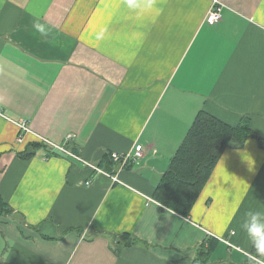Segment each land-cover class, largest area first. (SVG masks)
<instances>
[{
  "label": "crops",
  "instance_id": "crops-1",
  "mask_svg": "<svg viewBox=\"0 0 264 264\" xmlns=\"http://www.w3.org/2000/svg\"><path fill=\"white\" fill-rule=\"evenodd\" d=\"M218 1L210 25L212 0H0V264H191L207 237L212 264L247 257L264 226L254 139L223 151L187 217L152 198L199 110L264 138V0ZM66 134L119 181L39 140Z\"/></svg>",
  "mask_w": 264,
  "mask_h": 264
},
{
  "label": "trees",
  "instance_id": "trees-1",
  "mask_svg": "<svg viewBox=\"0 0 264 264\" xmlns=\"http://www.w3.org/2000/svg\"><path fill=\"white\" fill-rule=\"evenodd\" d=\"M248 139H254L264 149V138L253 130L248 116H242L236 125H231L206 110H199L155 186L152 198L187 217L223 151L226 148H241ZM108 157L111 162L110 155ZM9 211L8 205L0 199V215ZM129 235L124 233L123 237L129 238ZM133 242L131 239L124 245ZM218 243L214 237L204 239L197 245L191 264H212V256ZM250 254L264 262V255L257 253L255 247ZM235 264L262 263L247 255L244 260Z\"/></svg>",
  "mask_w": 264,
  "mask_h": 264
},
{
  "label": "built area",
  "instance_id": "built-area-1",
  "mask_svg": "<svg viewBox=\"0 0 264 264\" xmlns=\"http://www.w3.org/2000/svg\"><path fill=\"white\" fill-rule=\"evenodd\" d=\"M221 11H222V4L218 0H212V7L209 10V12L207 13V15L205 16V22L212 25V24L216 23L217 21H219L221 19ZM21 127H23L25 130H27L26 126L21 125ZM72 137H73L72 134H66L64 137V140L61 143H55V142L49 141V140L41 138V137H39V140L42 141V143L46 146L47 150L51 153L58 152V153L68 154L71 157L77 158L82 164L96 168L95 166H93L90 163H88L87 161H85L83 158L75 155L68 148L67 144ZM20 140H21V138L19 139V141ZM141 147H142V145L137 144L135 146L134 151L131 153H129V152L128 153H116V152L110 153V157L112 159V162L116 163L119 168L124 167L126 164L133 162L142 156ZM96 170L100 173L106 174L113 182L119 181L116 174H114L112 172H106V171H104L102 169H98V168H96ZM247 255L249 257L255 259L256 261L264 264V262H262L261 260H258L256 257L251 255L250 253Z\"/></svg>",
  "mask_w": 264,
  "mask_h": 264
},
{
  "label": "clouds",
  "instance_id": "clouds-1",
  "mask_svg": "<svg viewBox=\"0 0 264 264\" xmlns=\"http://www.w3.org/2000/svg\"><path fill=\"white\" fill-rule=\"evenodd\" d=\"M128 6L130 8H137L140 7V5H138L136 3V0H128ZM151 3H149L148 5H146V7H151ZM35 28H39L40 31H43L42 26L35 24L34 25ZM249 215L255 216L258 215V213H249ZM249 237L251 238L253 235L258 237L259 240L257 243H255L254 247L257 251V253L264 255V226L262 227H256V226H251L247 228Z\"/></svg>",
  "mask_w": 264,
  "mask_h": 264
}]
</instances>
